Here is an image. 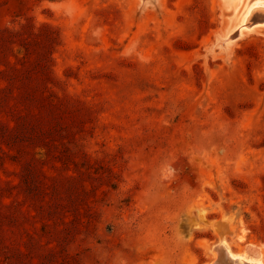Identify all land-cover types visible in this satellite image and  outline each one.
Here are the masks:
<instances>
[{"label":"rangeland","instance_id":"374dc122","mask_svg":"<svg viewBox=\"0 0 264 264\" xmlns=\"http://www.w3.org/2000/svg\"><path fill=\"white\" fill-rule=\"evenodd\" d=\"M245 1L0 0V264L264 263Z\"/></svg>","mask_w":264,"mask_h":264},{"label":"bare ground","instance_id":"6f19581e","mask_svg":"<svg viewBox=\"0 0 264 264\" xmlns=\"http://www.w3.org/2000/svg\"><path fill=\"white\" fill-rule=\"evenodd\" d=\"M242 2L243 0H236L237 4L235 5V11L239 8ZM256 10H264V3H258V0H251V1L246 0L243 3L239 21L236 23L233 29L229 31V34H228L229 37L227 39L228 42L233 41V37L230 36L231 31L233 32L236 31L238 33L237 35L240 37V35H242L243 33L254 31V30L260 31L264 29V22L256 23V24H248V20L251 14ZM217 246H218L217 247V250H218L217 260L212 264H262L261 261L256 258L247 257L244 254L241 255V254L234 253L230 249V247L227 246L224 240H222L219 245L217 244Z\"/></svg>","mask_w":264,"mask_h":264},{"label":"water","instance_id":"95a60500","mask_svg":"<svg viewBox=\"0 0 264 264\" xmlns=\"http://www.w3.org/2000/svg\"><path fill=\"white\" fill-rule=\"evenodd\" d=\"M264 22V10H256L254 11L249 20L248 24H256V23H263ZM238 33L236 32V35Z\"/></svg>","mask_w":264,"mask_h":264},{"label":"snow or ice","instance_id":"6c2138e0","mask_svg":"<svg viewBox=\"0 0 264 264\" xmlns=\"http://www.w3.org/2000/svg\"><path fill=\"white\" fill-rule=\"evenodd\" d=\"M258 3H264V0H258Z\"/></svg>","mask_w":264,"mask_h":264}]
</instances>
